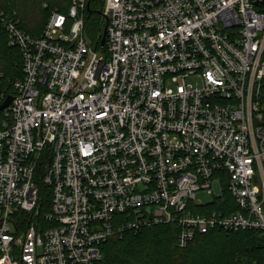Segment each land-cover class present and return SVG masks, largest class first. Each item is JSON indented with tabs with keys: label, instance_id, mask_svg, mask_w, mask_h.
I'll list each match as a JSON object with an SVG mask.
<instances>
[{
	"label": "built area",
	"instance_id": "built-area-1",
	"mask_svg": "<svg viewBox=\"0 0 264 264\" xmlns=\"http://www.w3.org/2000/svg\"><path fill=\"white\" fill-rule=\"evenodd\" d=\"M97 1L101 50L84 37ZM258 2L70 0L39 37L0 10L23 71L0 75V264H105L108 241L156 226L181 249L264 236Z\"/></svg>",
	"mask_w": 264,
	"mask_h": 264
},
{
	"label": "trees",
	"instance_id": "trees-1",
	"mask_svg": "<svg viewBox=\"0 0 264 264\" xmlns=\"http://www.w3.org/2000/svg\"><path fill=\"white\" fill-rule=\"evenodd\" d=\"M69 6L70 0H0V10L34 37L42 34L52 10L65 13ZM101 6L97 1L85 13V30L90 28L91 44L96 50H101L100 38L104 32V23L99 15ZM0 75L6 81L23 76L20 50L9 45L8 34L1 23ZM176 234L174 226H156L113 238L102 248L104 263L264 264V236L258 231L235 233L213 230L197 236L185 249L177 246Z\"/></svg>",
	"mask_w": 264,
	"mask_h": 264
},
{
	"label": "rangeland",
	"instance_id": "rangeland-1",
	"mask_svg": "<svg viewBox=\"0 0 264 264\" xmlns=\"http://www.w3.org/2000/svg\"><path fill=\"white\" fill-rule=\"evenodd\" d=\"M99 3L101 5V2H99ZM44 7H46V6H44ZM90 31H91L90 28H88V29L85 30V33H84L85 40H87L89 43H91V40H92L91 39V36H90V33H89ZM190 82L193 83V84H196L197 83L198 86H201V82L199 80L192 79V80H190ZM49 193H50L49 190L42 189V191H41V197H42V199L43 200L48 199ZM198 199L199 200H202L205 203H208V202H211L212 201V196L208 195L206 192H201V193L198 194Z\"/></svg>",
	"mask_w": 264,
	"mask_h": 264
},
{
	"label": "water",
	"instance_id": "water-1",
	"mask_svg": "<svg viewBox=\"0 0 264 264\" xmlns=\"http://www.w3.org/2000/svg\"><path fill=\"white\" fill-rule=\"evenodd\" d=\"M258 3L260 4V3H264V2H258ZM106 33H107V31H106V27H105L104 32L100 38V44L102 47L105 45ZM11 101H12V98H8L7 101L2 106H0V111L4 110L6 107H8L9 104L11 103Z\"/></svg>",
	"mask_w": 264,
	"mask_h": 264
}]
</instances>
